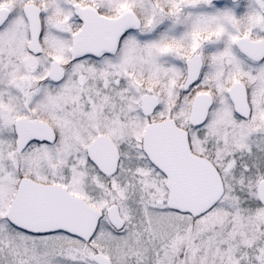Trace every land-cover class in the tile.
<instances>
[{"label": "snow or ice", "instance_id": "6c2138e0", "mask_svg": "<svg viewBox=\"0 0 264 264\" xmlns=\"http://www.w3.org/2000/svg\"><path fill=\"white\" fill-rule=\"evenodd\" d=\"M0 264H264V0H0Z\"/></svg>", "mask_w": 264, "mask_h": 264}]
</instances>
